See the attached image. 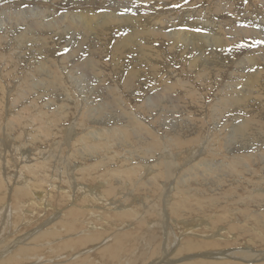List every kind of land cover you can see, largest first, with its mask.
I'll list each match as a JSON object with an SVG mask.
<instances>
[{"label":"rangeland","instance_id":"1","mask_svg":"<svg viewBox=\"0 0 264 264\" xmlns=\"http://www.w3.org/2000/svg\"><path fill=\"white\" fill-rule=\"evenodd\" d=\"M22 1L23 2H20V0H0V8L4 6V8L0 9V11L2 12V14L0 13L2 15V16L0 15V36L3 37L0 40V84L3 86L2 89L9 90L7 97L8 99L7 105L10 106L11 110L13 111V113L9 114L6 111H4L3 107L0 105V126H4L6 130L5 133L8 134V137L13 138L14 140L11 143H9L12 146L9 144L8 145L5 144L4 131H0V168H1L0 169V209H1L0 251L2 252L3 255L2 257H0V264H4L5 261L9 258L13 259L12 264H23V263L25 264L28 262L31 264H36V261H38L37 262L38 264H45L49 262H50L49 264L51 263L52 264L53 263L54 264H64V263L89 264V262L90 264H94V262L92 263L91 261L92 257L94 258L93 260L95 261V264L96 263L102 264L103 261L97 257V254L95 255L98 248L93 247L94 243H90L87 241L88 244H86V241H84L86 240L85 236L91 234L92 232L94 233V230H96L95 232H104V235L110 237V235L115 232H122L125 230L127 232L130 231L134 232L138 229L141 232V236H143L142 235L143 233L145 235L147 233L148 237H151V240L154 239L153 242L156 240L160 243V241L164 239L163 247L165 248V250L167 249L168 253L170 252L169 253L170 255H168V257L176 260L185 256L184 254H179V253L175 255L176 251L179 249L178 246L181 244L180 242H182L184 239L185 240L193 239L191 240L193 243V247L195 248L193 253L197 251L198 254H200L202 251L205 250V246L203 242L204 241L207 242L208 239L213 237L212 235L218 236L219 240H214L212 238V241L218 242L217 244L218 248H222L223 252L224 251L232 252L234 251L232 249L236 248L235 250H238L241 247L242 249L244 248L243 250H245V248H248L250 254L253 252L264 254V189H262L264 188V163L260 162L261 157L259 156L263 151L262 149H257V148L253 149L249 147L247 152H245L247 150L245 149L244 151L242 150L245 153L243 152L240 153V151H238L239 154H236L238 152L222 150L223 148H221V146L223 147L225 145L223 140H222L223 143L221 144L220 140L216 139V144L217 143L219 144L213 145L212 144L213 140L210 137L207 138V140H209L207 141L208 143L202 141L201 148H197V145L195 146L194 145L195 143L193 144L190 141L191 138L194 139L193 135H196V131H195L193 132L192 135L193 137L190 134L189 135L184 134V136L186 137V141H190V143H192L196 148L195 152L197 151L192 157L188 155L190 157L189 160L191 161L189 162L190 164L189 163L185 164L186 166L185 165L183 166V164L178 165V162H182L184 160L183 158H185L186 152L184 153V151L181 148L183 145H180V143H178L176 139L168 140V142L171 144L170 149L168 148L169 153L171 154L174 153V155L178 154L177 159L175 157V161L177 164L176 168L179 173L177 171L174 173L177 176L176 175L174 176L171 173L167 174V177H169L168 179H170L172 176L174 177L175 182L174 181L172 182V180L167 182L166 178H162L160 176L154 178L157 172H158L157 174H159V172L161 171L164 172V170L161 169L162 166L160 165L161 167L158 166L155 169V167L151 165V164H155L154 162H152L151 157H148V160H146V159H142V157H140L139 155L138 157H136L135 155H131V154L139 153L138 151V147H140L138 146L139 141L137 142V140L133 138L134 134L136 135V133L133 131H122V130H119L118 134L117 133L115 134L114 130L112 132H107L109 129H114L113 127L114 124L112 125L109 123L96 124L97 118H94V120L93 117L91 118L92 120L90 118L88 119V117L86 116V112H87L86 109L88 108L90 109L93 106H95L97 101L94 103L93 101L95 100H92L90 97H86L85 95L86 92H83V89L85 88V83L87 85L90 82V80L94 77V75H96L100 80L99 84L101 88L104 89V96H105L104 100H108L110 103H112L111 101L113 100L114 106L118 108L117 111L119 113H122L121 112L122 109H126V110H129V108L137 109L138 117L133 115L131 111L130 113L134 117H136L138 121H140V123H143L147 130L150 131L152 130L154 135L161 136L162 134L161 137H164L165 135L168 134V132L165 131L168 129H165L162 126L160 127V125L154 122L153 119L149 116L151 115L152 111L155 109L154 106L157 105V104L155 105L154 100L160 97L164 102L162 103L161 101L159 106L158 105L156 106V108L160 109L161 112L163 110L160 107L163 106H166L165 107L166 109L163 107L165 110H170L171 113L174 112L172 116L170 112L169 115L166 116V119H171L172 122H181L182 117L183 118L185 117L186 122L188 123L189 122L188 119H190L192 116L193 117L192 119L198 118V120H200L204 125H206L205 121L207 122V119L210 122L213 121L212 112H213L214 104H216L219 101L223 92L228 88V87L224 88L223 86L227 84L228 80H232L233 77L231 72L238 73L241 70V68H236L234 63L227 65L225 69L221 71L223 75L220 73L219 79L216 80L214 85H211L208 83H204L200 79V77H197L199 76L197 72H193L187 69L185 67V62L182 61V59L180 60L179 56H177L176 62H172L174 63V65L169 61V59L167 60L166 58H164L162 60V63L165 66L161 65V68H159V70L155 72L154 78H156V80L148 82L141 89V92L139 93V97L134 101L133 97H131L132 100H130V97L125 93V90H123L121 84L119 83L117 77L115 76V64L118 63L128 64L130 55L133 52L132 49L130 48V50L124 56H122L121 55L122 52L118 53L116 49H114L116 47L115 44H117L118 42V38L116 36H113L110 41L111 43L109 42L106 47V52H105L106 54L103 59L105 63L99 66L97 65L98 66L97 69L99 68L98 71L101 72L99 73L100 76H98L93 71L84 68L78 69L77 67H74L77 63H80V61H77L75 59L70 60L71 56H72L71 58L76 56V54H74V52L72 51L74 44V40L72 36L77 35L79 30H70L65 33L66 44L61 43V45L55 44L52 46L50 45L48 47V55L53 59L50 63H48L49 66L51 65L50 68L48 65L47 66L51 71H54L57 74L60 72L63 75H67V77L64 76L65 77L64 79L63 78L60 79V81L61 82L64 81L65 84H63L61 88V92L58 95L59 98L56 99L60 100L61 98H64L66 96H72L75 90V92L77 93L76 98L77 100H79V103H77L76 105L73 104L72 107L70 105L67 108L68 110L67 109L62 110L60 113V117H57L55 115L57 113V110H54L57 108V106H55L51 102H50L51 104L49 105V94L47 96L45 95L46 89L44 88L47 85L42 84L43 85L42 87L40 81H36L34 77H32L30 80L29 79L30 73L26 74L28 72L27 64L35 60V57L32 53L33 43L32 41H25L24 44L21 45L20 43L16 42L17 35L20 34L22 30H25V27H27L28 24L27 23L26 25H23L18 23L15 20V18H17L16 14L23 12V15L25 14L24 17H30L29 15H31L32 18H40V13H43L46 14L47 17L43 16L41 19L43 21H51L56 16H59L63 13L65 14L66 12H80V11L84 12L86 10H94L100 12L104 10L111 11L112 9L115 8H117L115 12L116 13L118 12V14H125V12L128 13L129 11L128 12L126 11L127 5L125 3L123 4V6L120 5L118 6L114 3L115 0H111L112 2H109L107 4H102L98 1L97 2L93 1L87 4L81 3L78 5L70 2L73 4L72 5L68 2V0H66V2L65 0H46V1L39 0V4L38 2L34 4V2H31V0H22ZM52 1L53 3H51ZM165 1L167 3L163 2L162 6L159 9L162 11H166V10L177 11L179 15L175 13L174 16V17H178L174 19L176 22L178 20L181 21L183 19L182 17L183 14L181 11L186 10V9H182L181 6L187 1L191 2L194 0H184L179 2H175V0H165ZM37 5L38 6L42 5V6L41 8L37 7V9L34 10L28 9L27 12H24L25 11L24 9H26L27 7L31 8ZM174 5H179V7H174ZM44 10L47 11L49 10V12L48 13L44 12ZM255 10L259 11V9H255ZM227 11L229 10L224 11L223 15H228V14L230 15V13H227ZM131 12L136 13V11H134L133 8H131V11L129 13ZM50 13L51 15H49ZM258 13L260 14L262 12L259 11ZM34 14L35 16H32ZM148 14L151 15L152 12L149 11ZM226 19L227 18H221L218 20L219 21L218 23V21L216 20V16L214 15V18L211 19L212 21H214V26H209L207 28H203V25L201 23L202 21L200 19V23H201L200 28L205 30L204 31L196 30V33L199 32L206 34L207 32L215 31V35H216L218 34V29H219L218 27L220 26V21L222 22L223 20ZM182 22H184V20ZM9 24L12 27L8 26ZM165 27L168 30H170L169 33L173 32L171 31V27L169 26L168 22L166 23ZM180 27H182V25H180ZM3 31H8L9 33L3 34ZM97 33L94 34L95 37ZM104 36H107V33H105ZM95 37L93 41L95 40ZM155 38L157 39V37H154V39ZM187 38H184L182 40H187V41L190 40V36H188ZM158 41H156L157 46L160 45V41L164 42L160 37H158ZM150 45L153 46L154 45L153 42H151ZM111 49L114 53L110 52ZM107 50L109 51L107 52ZM246 52L247 51L243 50V52H241L240 54L244 55ZM139 55L141 56V52ZM97 56H98L97 53H95L92 56L96 62L99 60V57ZM60 57L62 61L58 60V58ZM36 58L40 59V55H37ZM147 65L148 64H146V66ZM232 66L234 67L232 68ZM147 67L149 68L150 71H152L149 65ZM245 68L247 70L248 66ZM179 77H181L180 79H183L185 82L177 86L175 84V86L173 85L167 88L168 89L167 92L164 91L161 92L165 84H170L173 80ZM198 78L200 80H198ZM189 80H191L192 83ZM27 81H29L31 85H34V88L32 90L30 89L31 87L29 86V83ZM45 82L47 84V81ZM73 83L76 84L75 88L74 86H72ZM7 86L9 87V89ZM204 86L205 88H203ZM40 87L43 88V92H41V90L39 89ZM158 87L160 88L158 89ZM188 87H189V91H188ZM180 88L183 91H180ZM186 89L187 92H189V94L186 92ZM157 91L161 93H159L158 96L152 97ZM250 92H251L250 95L252 97L258 99V96L260 94L259 91L257 93V90H253L252 88ZM192 94L194 95V98ZM215 94L216 95L218 94V96H215ZM184 95L186 97H184ZM3 96L4 95L1 93L0 103L2 105H3L2 102ZM260 96H264V92H262ZM10 97L13 99L11 102H10ZM188 97H191L193 101L196 100L194 102H190L191 104L198 102L201 104L202 102L201 114L199 113L194 114L190 112V107H189L190 103ZM169 98L173 100H170ZM68 101L69 103L71 102V100ZM84 101L85 104H83ZM88 101L91 103H89ZM109 102L106 103L110 104ZM182 102L186 103L185 104L186 107L184 106L186 109L184 108L185 110H183V112H180L174 107V104L181 105L180 103ZM203 103L206 104V106H204ZM147 105L151 106L152 108H148ZM145 110L146 112H144ZM175 110L177 111V113ZM82 112H84L85 114ZM199 116H201L202 118ZM250 118L254 119V117L251 115L244 116V120L246 121L251 120ZM256 120H255L256 121L255 125L257 127L256 129L264 131V122H263L264 120L261 119L259 120L256 119ZM114 121L115 119H113L111 122ZM257 122L259 124H256ZM202 123H199V125L201 124L200 126L203 129ZM121 126L123 127V125ZM67 127H70V129L72 130L74 128L73 134L69 135L68 140H66L65 138V132ZM192 127L196 128L197 126L192 125ZM209 129H207V133ZM93 130L96 132L97 131L103 132L104 134L106 133L108 137H103L102 135H96L94 137V140H92L91 138L90 139L91 141H87V143L80 142L79 136L81 137L85 136L84 138H86V134H88L90 131ZM140 133L141 132L138 130V134ZM143 133L144 132H142L141 134ZM132 134L133 136H131ZM215 135H216L215 138H217V135L219 136V138L220 137L224 138L225 136V134H219V133H215ZM129 136H131V138ZM142 137L143 139H148L146 135ZM113 139H115L114 143H113ZM121 139L122 141H125V139L127 140L129 139V141L125 142V145H119L122 142ZM118 140L121 142L117 143ZM91 142L92 143L99 142L100 144L99 149L98 148L91 149L90 148ZM206 143L216 149L208 150L207 148L204 147L207 145ZM129 146L130 149H127V147ZM173 146L176 147L177 149L173 148ZM16 149H18L19 151H17ZM186 149L187 148H184V150ZM228 149L232 150V148H228ZM90 150L91 151L93 150L92 154H95V156L92 157L91 154L89 156ZM16 151L19 153H17ZM156 153H159V151H156ZM37 155L39 157H37ZM235 159L236 161H234ZM199 161H203L202 163L209 162L214 164H220V166H216V168L212 167L214 170L211 169L212 171L210 172L205 171L204 167L201 165H199V167L198 165L191 166ZM146 164L151 165V168L153 170L151 173L152 176L147 175L145 172L146 171L145 168L142 167L143 165L147 166ZM189 167L191 168L190 170ZM194 167L195 168L198 167V169L195 170L197 171L196 173L197 175H194V177L192 176L191 178L190 177L187 178L186 176L188 175V173L192 172V169H194ZM17 168L19 169V172H22V174L27 179L26 183L19 182V173L17 174L18 171ZM180 168L181 169L183 168L182 169L183 171ZM136 170L137 173H133ZM198 170L200 172H198ZM195 171H193V173ZM184 176L186 177V181L184 182V185L188 183L187 188L190 190V195L191 194L196 195L197 196L196 198H198V200L195 202L191 201L190 205H187L184 208L179 209V212H176L175 214L177 217L176 219L182 220L181 218L185 219L189 216L190 217L194 216L196 218L198 217L201 220H203L201 221L203 223H200V226L198 225V227H195V229L192 228L190 231H186V232L182 231L183 233H181L182 234L181 235L180 234L181 230L174 231L172 228V225L174 224L172 223L174 222L173 220L174 211L172 209L169 210L168 206L164 210L162 206V202L157 198H155V196L157 197L158 195L163 196L164 192L162 194V191H164V189L163 187L161 188V184H165L166 189L169 188L172 189L174 187L172 190L169 189L171 191L169 190L168 191L170 192V194L176 195L174 191H177V187L175 186V184L178 182L177 178H180L181 180L185 178ZM72 184L73 185L76 184V186L77 184L80 186L82 185L81 188L83 187L94 188L97 185H101L97 187L99 190L101 189L100 191L98 190L100 192V193L98 192L99 193L98 197H101L104 201L102 200V202H100L101 198L97 199L98 201L90 199L92 198L91 195L86 196V194H83V192H87L84 191V188L76 191L75 189H73L75 187H72ZM17 188L19 189L17 190ZM22 189H24L25 192H22ZM73 190L75 194L73 193ZM117 192H120L121 195H126L127 197L120 198L116 194ZM17 193L20 195H17ZM115 195L117 196L116 197L117 199L120 198L122 201H124V204L126 205H128L129 203L135 204L132 213L136 214L137 216L134 214L124 216L123 214L121 215L118 210L116 211V209H119L118 205L109 202L111 199H116ZM161 196L160 199H162ZM105 199H107V201H105ZM134 200H136V203L134 202ZM128 208L129 206L125 207V209ZM114 214H117L118 216L113 218ZM8 215L10 216L9 218ZM170 218L171 221L169 220ZM9 223L12 227L8 226ZM140 224L141 226H139ZM92 225H95V227H91ZM166 225H168V227L171 228L172 233L170 232L169 236L167 235L168 240L166 239L165 241V236L162 238L164 234L162 230H164L163 227H165ZM54 226H56L55 229L57 230L59 229L58 233L60 236L57 235L59 236V238H56L55 236V238L58 239L57 241L52 236L41 235L43 232L49 231V229H51ZM36 228L41 229V231L38 232L40 237L36 236L37 235L36 233L32 234L30 238L31 239L35 238V241L37 238V242L34 241L29 243V240L31 239L28 238L27 234L31 232L34 233L35 231L34 229ZM130 228L132 230H130ZM209 235H211L210 238ZM132 236L135 238L133 239ZM132 236L128 239L129 240L128 242L126 243L124 242V245H122L125 247V250L126 249L127 250L117 253L116 255L119 256V258L117 259L115 258L114 255V258L116 259V260L114 259V261H113V256H110L112 258L111 260L106 261V264H117V263L128 264L130 261H131L130 264H163V257L161 256L162 254L161 251H159L156 254H150L152 247L151 246L149 247L147 246L148 248L145 247V245L138 240L139 235L136 236L135 234H133ZM176 236H178L177 240H176ZM46 238L49 239L47 240ZM47 243L48 244L50 243L49 244L50 246ZM96 244L97 243L95 242V245ZM101 244L102 246L105 245L103 243ZM43 245L46 248L43 247ZM32 246L33 247L37 246L36 248L39 247V249L31 248ZM166 246H168L169 248ZM91 247H93L94 249L91 250ZM226 248L227 249L230 248L231 250L228 251L226 250ZM128 249L130 250L129 252L130 254L128 253ZM144 249L146 251V255L144 253L141 256L140 253L145 252L143 251ZM33 250H35V253L33 252ZM80 253H84V254H80ZM25 255H28L29 258L27 257L26 260L20 261V258L25 257ZM237 256L238 255H236V257ZM236 257L234 256L232 258L227 257L229 259L224 258V260L227 259V262L225 261V263L232 264V262L236 259ZM127 258H130V260L129 259L127 260ZM133 258L134 260H132ZM198 258L199 257L197 256L196 258L193 257L192 260H189V263L190 262L197 263L198 261L195 260ZM246 262L249 263V261Z\"/></svg>","mask_w":264,"mask_h":264},{"label":"bare ground","instance_id":"2","mask_svg":"<svg viewBox=\"0 0 264 264\" xmlns=\"http://www.w3.org/2000/svg\"><path fill=\"white\" fill-rule=\"evenodd\" d=\"M93 1H96V2L98 1L102 4H107L109 2H112L111 0H68L69 3L72 2V3L77 4V5L81 4V3L87 4V3H90ZM179 1H184V0H175V2H179ZM20 2H23V1L20 0ZM31 2H34V4L38 2V4H39V0H31ZM65 2H66V0H65ZM163 2L167 3L165 0H115L114 3L116 5L123 6V4L125 3L127 5V9H129V7H130V9L133 8V10L136 11V13H133V12L129 13L130 11L128 12L126 10L128 13L125 12V14H118V12L117 13L115 12V10H117V8L112 9L111 11L104 10V11H100V12L94 11V10H86L84 12L83 11L82 12L81 11L80 12H66L65 14L63 13L59 16H56L51 21H43L41 18L43 16L47 17V15L43 14V13H40V18H32L31 15H29L30 17H24L25 14L23 15V12L17 13L16 14L17 18H15V20L18 23L23 24V25H26L27 23L28 24H27V27H25V30H22L21 33L17 35L16 42L20 43L21 45H23L25 41H32V43H33L32 53L35 57V60L32 61L31 63L27 64L28 72L26 74L30 73L29 74L30 80L32 77H34L36 79V81L41 82V85L42 84L47 85L46 86L47 88L45 87L44 89H46L45 95L47 96L49 94V105L51 103H53L55 106H57V108L54 109V110H57V113L55 115L57 117H60V113L62 110H66L70 105H71V107L73 104L76 105L77 103H79V100H77V98H76L77 93L75 92V90H74V94L72 96H66L64 98H61L60 100L56 99V98H59L58 95L61 92V88H62L63 84H65L64 81L61 82L60 79L61 78L64 79L65 77H67V75H63L59 71L58 72L60 74L59 73L57 74L56 72L51 71L49 69L51 65L49 66L48 63H50L53 58H51L48 55V47L50 45L52 46L55 44H57V45H61V43L66 44L65 33L70 31V30H79L77 35L72 36L73 40H74L72 51L74 52V54H76V56L73 58H71L72 57L71 56L70 60L75 59L77 61H80V63H77L74 67H77L78 69L84 68V69L93 71L98 76H100L99 73H101V72L98 71L99 68L97 69V67L99 65H102L103 63H105L103 61V59H104V56L106 54L105 53L106 47H107L108 43L111 41L113 36H116L118 38V42L116 41L117 44H115L116 47L114 49H116V51L118 53L122 52L121 53L122 56H124L130 50V48L132 49L133 52L130 55V59H129L128 64H125V63L115 64V76L117 77V79H118L119 83L121 84L123 90H125V93L130 97V100H132L131 97H133L134 101L139 97V93L141 92V89L148 82L156 80V78H154L155 72L157 70H159V68H161V65H163L162 60L164 58H166L167 60L169 59V61L172 63V62H176L177 56H179L180 60L182 59V61L185 62V67L187 69H189L190 71H193V72H197L199 74V76L196 75L197 77H200V79L204 83H208L211 85H214L216 80L219 79L221 71L224 70L227 65L234 63L235 67L241 68V70L238 73L231 72L232 77H233L232 80H228L227 84H225L223 86L224 88H227V87L228 88L223 92L219 101L216 104H214L213 112L211 111L213 113L212 114L213 115V121L212 122L208 121V119L204 116L207 119V122L205 121L206 125H204L200 120H198V118L194 117L195 119H192L193 118L192 116L190 119L187 118L189 121L188 123L186 122L185 117L184 118L182 117L181 122H172L171 119H166V116L169 115L170 110H165L166 106H163L165 109L163 107H160L163 110L162 112L160 111V109L156 108V106L157 105L159 106V104L162 101V99L160 97H158L156 100H154L155 105L157 104L156 106H154L151 103L155 109L152 111L151 115H149V116L153 119L154 122L158 123L160 125V127L162 126L165 129H168V130H165L166 132H168V134L165 135L164 137H161L162 134H161V136L154 135L152 130L151 131L147 130L145 128L144 124L140 123V121H138V119L133 116V115H135L138 117V115H137L138 110L137 109H134V108H129V110L122 109L121 110L122 113H119L117 111L118 108H116L114 106L113 100L111 101L113 104L110 103L108 100H104V97H105L104 96V89L101 88V86L99 84L100 80L98 79V77L96 75H94V77L90 80V82L87 85L85 83V88L83 86V88H84L83 92H86L85 93L86 97H90L92 100H95V101H93L94 103L97 101L95 106H93L90 109L89 108L86 109L87 110L86 116L88 117V119L89 118L91 119L93 117V120H94V118H97V120L95 119L96 124H99V123H103V124L109 123L111 125L114 124L113 125L114 129H109L107 132H112L113 130H114L115 134L116 133L118 134L119 130L135 132L136 135L134 134V136H133V134H132L131 136H133V138H135L137 140V142L139 141V145H138V146H140V147H138L139 153L131 154V155H135L136 157H138V155H139L140 157H142V159H146V160H148V157H151L152 162L155 163V164H151V165L153 167H155V169L161 165L162 166L161 169L164 170V172H162V171L159 172V174H162V175L157 174L158 173L157 172L156 175L154 176V178L157 176H160L162 178H166L167 182L171 181V180H172V182L173 181L175 182L174 177L171 176V178L168 179L169 177H167V174L171 173L172 175L175 176L176 174H174V173L177 171V168H176L177 164L175 161V157L177 159L178 154L174 155V153H172V154L169 153V149H170L171 144L168 142V140H170V139H176L177 142L180 143V145L184 146V147L183 146L181 147L182 150L184 151V153L186 152L185 158H183L184 160L182 162H178V165L183 164V166H184L185 164L189 163L191 161V160H189L190 157H192L197 152V151L195 152L196 148L194 147V145L195 146L197 145V148H201L202 141L203 142L209 141V140H207V138H209V137L213 140V143L210 142L213 145L219 144V143L216 144V139H219L221 144L223 143L222 142V140H223L224 144H225L223 147L221 146V148H223L222 149L223 151L224 150L231 151V152L240 151V153H241L245 149H247L245 151V152H247L249 147L253 148V149L254 148L262 149L263 151L261 154L259 153L260 154L259 156L261 157L260 162L264 163V131L257 130L256 129L257 127L255 125V122L257 121L256 119L264 120V96H260L261 93L264 92V0H248V2H247V0L246 1L245 0H194L191 2L187 1L186 3H184L181 6L182 9H186L185 11L184 10L181 11L183 14L182 15L183 19L181 21L178 20L176 22L174 19H176L178 17H174V16H175V13H177V11H174V10L162 11L159 9L162 6ZM51 3H53V1ZM72 3H70V4H72ZM41 6L42 5L33 6L31 8L27 7L26 9H24L25 11L24 10H22V11L27 12L28 9L34 10V9H37V7L41 8ZM253 6L256 8H254ZM1 8H4V6ZM11 8H13V7H11ZM255 9H259V11H261L262 13L259 14L258 13L259 11L255 10ZM226 10H229V11H227V13H230V15L229 14L223 15V12ZM149 11L152 12L151 15L148 14ZM44 12L48 13L49 10L48 11L44 10ZM0 13L2 14L1 11H0ZM38 13H39V10H38ZM49 15H51V13ZM214 15L216 16L217 21L221 18H227L226 20H223L222 22L220 21V26L218 25L219 26L218 27L219 28L218 34L215 35V31L207 32L206 34L199 33V32L196 33V30H199V31L205 30V29L203 30L202 28H200L201 23L203 25V28H207L209 26H214V21L211 20L214 18ZM32 16H35V14ZM200 19L202 21L201 23H200ZM172 20H174V21H172ZM183 20H184V22H182ZM167 22L169 23V26L171 27V31H173L172 33H169L170 30H168L165 27ZM218 23H219V21H218ZM62 24H64V25H62ZM180 25H182V27H180ZM8 26H10V24ZM10 27H12V26H10ZM6 33L8 34L9 32L3 31V34H6ZM95 33H97L96 37L94 36ZM105 33H107V36H104ZM27 35H28V37H27ZM188 36H190V40H188V41L182 40L184 38H187ZM94 37H95V40L93 41ZM154 37H157V39L156 38L154 39ZM158 37H160L164 42L160 41V45L157 46L156 41H158ZM2 38L3 37L0 36V40ZM150 39H152V40H150ZM187 39H189V38H187ZM151 42H153V44H154L153 46L150 45ZM126 45H127V47H126ZM204 49H207L208 51L204 50ZM243 50H245L247 52L244 55H241L240 53L243 52ZM108 51L109 50H107V52ZM110 52H113L112 49L110 50ZM140 52H141V56L139 55ZM95 53H97V55H98L97 57H99V60L97 62L92 57ZM37 55H40V59L36 58ZM107 55H108V53H107ZM111 55H113V54H111ZM108 58H106V59H108ZM58 60H61V57L58 58ZM114 61H115V59H114ZM146 64H148L151 67L150 69H152V71L149 70V68L147 67L148 65L146 66ZM172 64L174 65V63H172ZM47 65L49 66V68ZM15 66H16V64H15ZM163 66H165V65H163ZM167 66H169V65H167ZM247 66H248V68L246 70L245 67H247ZM233 67L234 66H232V68ZM104 69H103V71H104ZM13 71H14V69H13ZM229 74H228V76H229ZM180 78L181 77L176 78L170 84H165L163 87V90L161 92H163V91L167 92V90H168L167 88H169L173 85L175 86V84L177 86V85L185 82L183 79H180ZM77 79H79V78H77ZM200 79L198 78V80H200ZM44 80L47 81V84ZM29 81H27V82L29 83ZM189 81H191V80H189ZM220 81H221V79H220ZM28 83H26V84H28ZM157 83H159V82H157ZM191 83H192V81H191ZM155 85H158V84H155ZM211 85H210V87H211ZM29 86L31 87L30 88L31 90L34 88V85H31L30 83H29ZM72 86H74V88H75L76 84L73 83ZM42 87H43V85H42ZM42 87L39 88L41 90V92H43ZM160 87H158V89ZM181 87H182V85H181ZM196 87H197V85H196ZM213 87H212V89H213ZM2 88H3V86L0 84V95H1V93L4 95L3 100H2L3 105L1 103H0V105L3 107V110L6 111L7 113H9V114L13 113V111L11 110V107L7 105L8 104L7 103V100H8L7 97H8L9 90L2 89ZM203 88H205V86ZM252 88H253V90H257V93L259 91L260 97L258 96V99H255L254 97H252L250 95V93H251L250 91L252 90ZM8 89H9V87H8ZM153 89H151V90H153ZM193 89H191V90H193ZM208 89H211V88H208ZM180 91H183V90H181V88H180ZM188 91H189V87H188ZM217 91H219V90H217ZM107 92H108V90H107ZM161 92H158V91L155 92V94L152 97L158 96L159 93H161ZM186 92H187V89H186ZM202 92H203V90H202ZM187 93L189 94V92H187ZM209 94H211V93H209ZM122 95H124V94H122ZM161 96H164V95H161ZM215 96H218V94L217 95L215 94ZM184 97H186V96L184 95ZM188 98H189V103L196 101V100L193 101L191 99V97H188ZM193 98H194V95H193ZM141 99H142V97H141ZM169 99L173 100L171 98H169ZM196 99H198V98H196ZM12 100L13 99L10 97V102ZM68 100H71V102L69 103ZM106 102H109L110 104H108ZM89 103H91V102H89ZM162 103H164V102L162 101ZM83 104H85V101ZM180 104L181 105H175L174 104V107L178 111L183 112V110L186 109L185 108L186 103L182 102ZM201 104H202V102H201ZM201 104L199 102L198 103H192V104L190 103V105H189L190 112L194 113V114H198V113L201 114V110H202ZM9 105H10V103H9ZM88 105H90V104H88ZM90 106H92V105H90ZM204 106H206V104H204ZM146 107H145V109H146ZM148 108H152V107L148 106ZM70 110H71V108H70ZM130 111L133 113V115L130 113ZM144 112H146V110ZM82 113H84V112H82ZM173 113H171V116ZM176 113H177V111H176ZM225 113H227V114H225ZM209 115H210V113H209ZM247 115L253 116L254 119L250 118L251 120H248V121L244 120V116H247ZM61 117H62V115H61ZM81 117H84V116H81ZM199 117H201V116H199ZM124 118H127V119H124ZM113 119H115V121L111 122ZM144 123H146V122H144ZM199 123H202L203 129L200 126L201 124L199 125ZM79 124H81V123H79ZM103 124H101V125H103ZM256 124H259V123L257 122ZM121 125H123V127ZM192 125L197 126V127L194 128V127H192ZM207 129H209L208 133H207ZM73 130H74V128H73ZM73 130L70 129V127H67L66 132H65L66 140H68L70 134H73ZM138 130L141 133L144 132L143 134L146 135L148 139H143L142 136H144V135L141 133L138 134ZM0 131H4V143L5 144L8 145L12 141H14L13 138L8 137V134L5 133L6 130H5L4 126H0ZM195 131H196V135H193V132H195ZM215 133L225 134V136H224V138L220 137L221 138L220 139L219 136L217 135V138H215L216 137ZM184 134H188V135L190 134L191 136L193 135L194 139L191 138L190 141L193 144L194 143L195 144L193 145L192 143H190V141H186V137L184 136ZM96 135H102L103 137H108L106 135V133L104 134L103 132H98V131L96 132L93 130V131H90L88 134H86V138H84L85 136H83V137L79 136L80 137L79 139H80V142L87 143V141H91L90 140L91 138H92V140H94V137ZM6 136H7V139H6ZM131 136H129V137L131 138ZM140 139H142V140H140ZM114 141H115V139H113V143H114ZM121 141H122V139H121ZM121 141L118 140L117 143H119ZM127 141H129V139L128 140L125 139V141H122L119 145H125V142H127ZM236 144H237V146H236ZM9 145H11V144H9ZM99 147H100L99 142H94V143L91 142V144H90L91 149L92 148H98L99 149ZM204 147L207 148L208 150L216 149V148L211 147L209 144H207ZM173 148H176V147L173 146ZM184 148H187V149L184 150ZM228 148H232V150H229ZM18 149H16V150L19 151ZM127 149H130V146L127 147ZM92 151L90 150L89 156L91 154V156L93 157V156H95V154H92ZM156 151H159V153H156ZM14 152H15V150H14ZM38 152H40V151H38ZM43 152H45V151H43ZM245 152H243V153H245ZM17 153H19V152H17ZM93 153H95V152H93ZM197 154H199V153H197ZM236 154H239V152ZM41 155H42V153H41ZM182 155H183V153H182ZM188 155H190V157ZM255 156H257V155H255ZM37 157H39V156L37 155ZM99 157H100V155H99ZM207 160H208V158H207ZM232 161H233V159H232ZM234 161H236V159ZM202 162L203 161L196 162L194 165H191V166L198 165V167H199V165H201L204 167L205 171H209V172L212 171L211 170V169H213L212 167L216 168V166H220V164H214V163H209V162L202 163ZM256 164H257V162H256ZM151 165H147V166L143 165L142 166L143 168H145V170H146L145 172L147 175H151V173L153 171L151 168ZM238 165H239V163H238ZM198 167H196V168L194 167V169H192V172L189 171L190 173H188V175L186 177L191 178L192 176L194 177V175H197L196 174L197 171H195V170L198 169ZM190 169L191 168L189 167V170ZM193 171H195V172L193 173ZM198 172H200V171L198 170ZM18 173H19V182L20 183H26L27 179L22 174V172H19V169L17 171V174ZM133 173H137V170L134 171ZM17 174H15V175H17ZM206 174H207V172H206ZM68 176H70V175H68ZM186 177L184 179H181V180H180V178H177L178 182L175 184V186L177 187V191H174L176 193V195H172L169 192L174 187L172 189L169 188V189H171V190H169V189H166L165 184L160 183L161 188L163 187V189H164V191H162V194H163V192H164V194H163V196H161V195H158V197L155 196V198H157L158 200H160L162 202V206H163L164 210L168 206L169 210L172 209L174 211V213H173L174 222H172L174 224L172 225V228L174 231H180L181 230L180 234L183 233L182 231L186 232V231H190L192 228L195 229V227H198V225L200 226V223H203V222H201L203 220H201L198 217H197L198 218L197 219L194 216H191V217L189 216L185 219L181 218L182 220L176 219L177 217L175 214H176V212H179V209H182L185 206L190 205L191 201L195 202L198 200V198H196L197 197L196 195H194V194L190 195V190L187 188L188 183L184 185V182L186 181ZM17 181H18V179H17ZM81 186L78 184H77V186H76V184L75 185L72 184V187H75L73 189H75L76 191L84 188V191H87V192H83V194H86V196L91 195L92 198H90V199H92V200H97V199L101 198V197H98V194L100 193L99 191L101 189L99 190L97 188L101 185H97L94 188H90V187L81 188ZM72 187H71V190H72ZM18 189L19 188H17V190ZM262 189H264V188H262ZM22 192H25V190L22 189ZM174 192H173V194H174ZM73 193H74V190H73ZM116 194L120 198L121 197L122 198L127 197L126 195H121L120 192H117ZM17 195H20V194L17 193ZM160 196L162 199H160ZM116 197L117 196L115 195V198ZM120 198L119 199H117V198L111 199L110 201L109 200L108 201L110 203L118 205L119 209H116V211L118 210L121 215L123 214L125 216V215L134 214V213H132L133 212L132 210H134L135 204L129 203L128 205H126V204H124V201H122ZM102 200L103 199L101 198L100 202H102ZM105 201H107V199H105ZM134 202L136 203V200H134ZM126 206H129V208L125 209ZM122 207H124V208H122ZM0 211H1V209H0ZM134 215H136V214H134ZM116 216H118V215L114 214L113 218H115ZM9 217L10 216L8 215V218ZM169 220L171 221V218ZM197 221H200V222H197ZM8 226L12 227L10 225V223ZM139 226H141V224ZM55 227L56 226L49 229V231L43 232L41 235L42 236H52V237H54V239L59 238V236H60L58 233L59 229L57 230V229H55ZM91 227H95V225H92ZM176 228H177V230H176ZM163 229L164 230H162V231L164 234H163L162 238L165 236V241H166L167 235L169 236L170 232L172 233V231H171V228L168 227V225L163 227ZM220 229H222V228H220ZM34 230H35L34 233L31 232V233L27 234L29 239H31L30 238L31 235L35 234V233L37 234L36 236H39L38 232H40L41 229L36 228ZM130 230H132V229L130 228ZM95 231L96 230H94V233L92 232L91 234L86 235L85 236L86 240H84V241H86V244H88L87 241L90 243H94V245H95V242L97 243L95 246L93 244L92 245L94 248H98L97 252L96 253L94 252V253H95V255L97 254V257L103 261L102 264H106V261L111 260L112 257H110V256H113V261L115 258L116 259L119 258V256H117L116 254L120 253L121 251L127 250V249L125 250V247L122 245H124V242L125 243L128 242L129 241L128 239L133 234H135L136 236L139 235L138 240L141 241L145 245V247H147V246L152 247L150 254H156L159 251H161V253H162L161 256L163 257V264H198V263H201V264H221L222 263L223 264V263H225V261L227 262V259H229L227 257L232 258L233 256L236 257V255H238V256L236 257V259L233 262L231 261L232 264H264V254H260L257 252H253L250 254L248 251V248H245V250H243L244 248L242 249L240 247L238 250H235L236 248L232 249V250H234L232 252H225V251L223 252L222 248H218V245H217L218 242L212 241V238L214 240H219L217 235H215V236L212 235L213 237H211V235H209V238L210 237L211 238L208 239L207 242L202 241L204 246H205V250L202 251L200 254H198L197 251H195L193 253V251L195 250V248L193 247V243L191 241L193 239H191V240H189V239L185 240L184 239L182 242H180L181 244L178 246L179 249L176 251L175 255H177V253H179V254H184L185 256L176 260V259L168 257V255H170L169 254L170 252L168 253L167 249L165 250V248L163 247V243H164L163 240L164 239H162V241H160V243L156 240L153 242L154 239L151 240V237H148L147 233H146V235L144 233L142 234L144 237L141 236V232L138 229L134 232H131V231L127 232L126 230L122 231V232H115V233H112L110 235V237L107 235H104V232H95ZM184 234H186V233H184ZM57 235H59V236H57ZM55 236H56V238H55ZM107 237H109V238H107ZM134 238L135 237H133V239ZM51 239H53V238H51ZM177 239H178V236H176V240ZM57 240L58 239H56V241ZM34 241H35V238L29 240V243L34 242ZM189 241H191V242H189ZM35 242H37V238H36ZM101 243H103L105 245L102 246ZM167 243H169V242H167ZM84 244H85V242H84ZM33 246L31 248L39 249V247L36 248L37 246L36 247H33ZM43 247H45V246L43 245ZM82 247H83V245H82ZM93 247H91V250L94 249ZM166 247H168V246H166ZM40 248H41V246H40ZM129 249H128V253L130 252ZM131 249H133V248H131ZM226 250L229 251L231 249L226 248ZM241 250H243V251H241ZM143 251H145V249ZM33 252L35 253V250H33ZM36 252H38V251H36ZM83 252H85V251H83ZM144 253L146 255V251L140 253V255L142 256V254H144ZM80 254H84V253H80ZM129 254H127V255H129ZM114 255H115V258H114ZM2 256H3L2 252L0 251V257H2ZM196 256L199 257L198 259L195 260L198 262L197 263H195V262L189 263V260H192L193 257L196 258ZM27 257H28V255H25V257H21L20 261L26 260ZM224 258H227V259L224 260ZM93 259L94 258L92 257L91 261H92V263L94 262V264H95V261ZM128 259L130 260V258H127V260ZM220 259H223L224 261L220 260ZM74 260H75V257H74ZM132 260H134V258ZM217 260H219V261H217ZM12 261H13V259L9 258L5 261L4 264H12ZM246 261H249V263H247ZM30 262H32V261H30ZM37 262L38 261H36V264H38ZM43 262H41V263H43ZM67 262H69V261H67ZM119 262H120V260H119ZM130 262L128 263V261H127L128 264H130ZM49 263H45V264H49ZM25 264H31V263L28 262ZM89 264H90V262H89ZM117 264H119V263H117Z\"/></svg>","mask_w":264,"mask_h":264},{"label":"snow or ice","instance_id":"3","mask_svg":"<svg viewBox=\"0 0 264 264\" xmlns=\"http://www.w3.org/2000/svg\"><path fill=\"white\" fill-rule=\"evenodd\" d=\"M174 7H179V5H174ZM127 11H131V9H127Z\"/></svg>","mask_w":264,"mask_h":264}]
</instances>
